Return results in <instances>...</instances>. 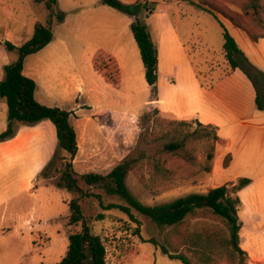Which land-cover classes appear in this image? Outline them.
<instances>
[{
    "label": "rangeland",
    "instance_id": "374dc122",
    "mask_svg": "<svg viewBox=\"0 0 264 264\" xmlns=\"http://www.w3.org/2000/svg\"><path fill=\"white\" fill-rule=\"evenodd\" d=\"M170 1L148 0V8L141 10L138 18L154 33L164 15L173 19L174 12L187 13L184 26H191L192 31L194 28L201 42L193 46L190 38L185 37V41L203 73L206 69L199 53L207 57L212 69L229 71V66L225 67L229 62L223 49L224 29L231 33L239 26L254 36H264V0L259 11L246 10L249 0ZM197 7L213 10L216 15ZM53 10L51 16L46 1L0 0V41L22 45L33 36L37 23L47 24L52 18L53 40L26 58L24 73L36 80L41 103L72 111L79 146L73 168L85 194L68 192L59 185L66 160L58 158L50 165L54 153L37 173L33 192L21 193L0 207V264L62 261L68 251L69 234L81 229L80 224H68L72 199L79 200L93 232L103 239L108 264H184L161 249L170 228H160L135 209L134 219L120 209H103L96 194L104 204L125 202L101 187L87 185L80 176L90 171L107 173L124 158L145 153L127 179L130 191L144 204H165L193 193H206L215 182L211 173L214 158L209 159L217 141L215 131L194 120L181 121L146 107L147 100L156 94L146 80L130 27L137 16L102 0H58ZM61 12L63 20L58 18ZM100 48L120 57L123 83H110L97 70L93 56ZM2 49L4 46L0 47V63L6 57L8 63L17 59L16 52L6 51L4 57ZM250 72L256 74L255 69ZM257 82L264 101V80L258 76ZM168 142L182 145L168 153L163 149ZM58 156L68 154L63 151ZM101 212L104 219H97ZM187 226L191 230L213 226L229 234L222 219L206 213L190 217ZM178 250L192 264H198L200 254H194L190 246ZM171 253L175 251L171 249ZM229 253V247H218L212 254V264H240L239 260L229 261ZM244 264L255 263L248 255Z\"/></svg>",
    "mask_w": 264,
    "mask_h": 264
},
{
    "label": "trees",
    "instance_id": "16d2710c",
    "mask_svg": "<svg viewBox=\"0 0 264 264\" xmlns=\"http://www.w3.org/2000/svg\"><path fill=\"white\" fill-rule=\"evenodd\" d=\"M35 1H46L47 8L51 11V16L54 15V4H57L58 0ZM102 3L130 15L137 16L136 21L132 22L130 27L145 66L146 80L151 85L154 94H157L159 79L158 48L148 26L138 18L139 12L148 8V0H140L135 4L124 3L121 0H102ZM261 5V0H249L245 8L247 11L251 9L259 11ZM206 10L216 15L213 10ZM64 17V13L58 14L60 20H63ZM52 23V18L47 24L42 22L37 23L33 36L22 45L18 46L9 40L5 42L0 41V44H3L7 51L17 53V59L4 66L5 76L0 81V97L5 100L8 107L7 128L0 133V141L15 136L21 124L34 125L44 119L51 120L56 126L58 147L49 164L51 165L58 158L66 160L59 185L66 188L68 192H77L83 195L85 192L73 168V161L78 153L79 146L77 130L71 122L72 111L58 106H48L38 101L36 98L37 82L34 78L24 73L26 58L39 52L53 40ZM238 28L247 33L254 41L260 37H264L254 36L246 32L245 29L239 26ZM223 35V49L227 61L233 69L239 67L253 81L258 91L257 107L264 109V102L260 98L257 86L258 76H261L264 80V71L256 69L251 64L248 56L241 49L235 37L227 29H224ZM93 62L97 70L110 83H120L119 62L114 55L104 49H99L95 53ZM252 69H255L256 74L250 72ZM150 109H154L156 113L160 112V109L154 105H151ZM193 120L202 127L213 129L216 140H218L217 131L213 126L204 125L195 119ZM181 145L179 142H168L163 145V149L171 153L177 151ZM63 151L68 156H58V153ZM144 156H146L145 153L137 157H126L107 173L90 171L81 174L80 177L87 185L101 187L108 195L118 196L125 202L104 204L101 196L96 194L103 209H120L132 219H134L132 209H135L142 215L150 218L160 228H170V232L165 239V244H161V249L171 259H178L184 264H192V260L178 250L181 246L188 245L194 254H200L198 256V264H212L214 259L212 256L213 252L218 247L225 246L230 248L229 261L235 263L239 260L240 264H244L248 255L241 246L243 223L239 217L242 204L239 191L249 185L251 179L242 177L237 183L211 187L206 193H193L165 204L147 205L130 191L127 181L130 172ZM214 157L215 150L210 152L209 159ZM228 162L229 156L225 159V165ZM69 205L68 224L69 226L80 224L81 229L69 234L67 254L57 264H108L106 245L101 236L93 232L81 203L78 199H72ZM201 213L211 214L222 219L229 234L226 235L224 230L213 226H203L194 230L189 229V226H187L189 218L198 216ZM104 217L105 214L102 212L97 215V219H104ZM151 241L158 245L156 240L153 239ZM171 249L175 253H171Z\"/></svg>",
    "mask_w": 264,
    "mask_h": 264
},
{
    "label": "crops",
    "instance_id": "0c3cea01",
    "mask_svg": "<svg viewBox=\"0 0 264 264\" xmlns=\"http://www.w3.org/2000/svg\"><path fill=\"white\" fill-rule=\"evenodd\" d=\"M168 3L172 2L168 0ZM173 15V19L164 15L154 33L148 25L158 48L159 79L158 92L147 100L146 107L154 105L165 115L178 120L195 119L216 129L218 140L211 170L215 180L213 187L237 183L242 177L251 179V183L239 191L242 201L239 217L243 223L241 246L252 263L263 264L264 109L257 107V88L239 67L233 69L226 64L227 73L212 69L202 53L199 56L206 70L205 73L200 71L185 37L190 38L193 46L201 42L200 38L197 40L194 28L193 31L191 26L185 28L183 17H187V13L179 11ZM237 29L239 32L231 31L232 35L251 64L264 71V37L254 41ZM2 51L6 57L7 50ZM111 54L121 67L120 57ZM6 64H9L7 57L0 63V81L5 76ZM120 77L123 83L122 68ZM7 118V104L0 97V133L7 128ZM57 146V130L51 120L35 125L21 124L15 136L0 141V207L10 204L12 198L21 193L33 192L37 173L52 159ZM227 156L229 162L225 165Z\"/></svg>",
    "mask_w": 264,
    "mask_h": 264
}]
</instances>
